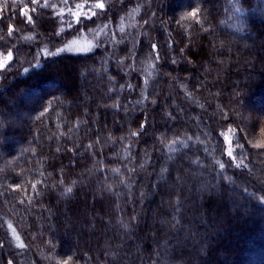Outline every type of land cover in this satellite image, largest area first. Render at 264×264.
Instances as JSON below:
<instances>
[{
    "label": "trees",
    "instance_id": "obj_1",
    "mask_svg": "<svg viewBox=\"0 0 264 264\" xmlns=\"http://www.w3.org/2000/svg\"><path fill=\"white\" fill-rule=\"evenodd\" d=\"M140 1L0 0V264H264V0Z\"/></svg>",
    "mask_w": 264,
    "mask_h": 264
},
{
    "label": "rangeland",
    "instance_id": "obj_2",
    "mask_svg": "<svg viewBox=\"0 0 264 264\" xmlns=\"http://www.w3.org/2000/svg\"><path fill=\"white\" fill-rule=\"evenodd\" d=\"M151 3V0H141L140 2H136L135 7H132L125 14V18L119 22L118 24L111 23H102L97 27H91L87 32H82L80 35L71 39V41L63 48L69 51L79 52V51H87L95 47L100 41L103 46L109 45L112 50L118 49L123 42L128 40V37L131 38V35H124V33H131V31L135 30V33H138V24L144 26L142 24V7H147ZM121 27H123V31H121ZM145 29H143V32ZM127 38V40H126ZM134 46L130 44L129 53L132 52ZM12 55L10 53L0 54V70L4 69L11 61ZM128 59V61H127ZM123 63L124 68L130 67V58L126 57L125 59H120ZM155 66V62L145 68L151 70ZM225 150L227 156L231 159L233 164L237 167H240L241 162L236 157V148L233 144V137L226 135L225 136Z\"/></svg>",
    "mask_w": 264,
    "mask_h": 264
},
{
    "label": "snow or ice",
    "instance_id": "obj_3",
    "mask_svg": "<svg viewBox=\"0 0 264 264\" xmlns=\"http://www.w3.org/2000/svg\"><path fill=\"white\" fill-rule=\"evenodd\" d=\"M96 7H98V8H102V7H103V4H97ZM120 30L123 31V27H121ZM69 191H70V189H69Z\"/></svg>",
    "mask_w": 264,
    "mask_h": 264
}]
</instances>
